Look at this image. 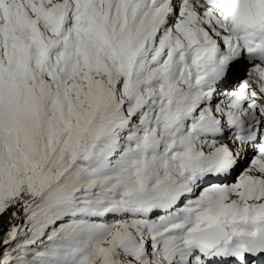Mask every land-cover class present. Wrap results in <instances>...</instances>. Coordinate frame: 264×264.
<instances>
[{"label":"snow or ice","instance_id":"1","mask_svg":"<svg viewBox=\"0 0 264 264\" xmlns=\"http://www.w3.org/2000/svg\"><path fill=\"white\" fill-rule=\"evenodd\" d=\"M0 264H264V0H0Z\"/></svg>","mask_w":264,"mask_h":264}]
</instances>
